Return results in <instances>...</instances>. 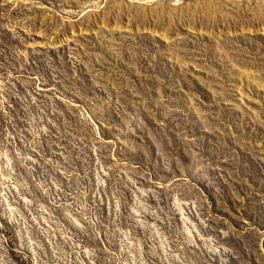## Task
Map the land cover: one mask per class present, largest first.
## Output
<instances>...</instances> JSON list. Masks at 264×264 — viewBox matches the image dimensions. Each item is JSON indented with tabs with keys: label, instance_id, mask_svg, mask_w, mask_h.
Listing matches in <instances>:
<instances>
[{
	"label": "rangeland",
	"instance_id": "rangeland-1",
	"mask_svg": "<svg viewBox=\"0 0 264 264\" xmlns=\"http://www.w3.org/2000/svg\"><path fill=\"white\" fill-rule=\"evenodd\" d=\"M0 264H264V0H0Z\"/></svg>",
	"mask_w": 264,
	"mask_h": 264
}]
</instances>
